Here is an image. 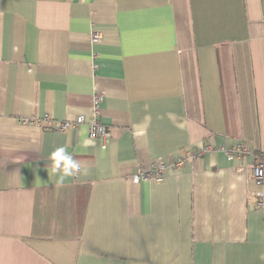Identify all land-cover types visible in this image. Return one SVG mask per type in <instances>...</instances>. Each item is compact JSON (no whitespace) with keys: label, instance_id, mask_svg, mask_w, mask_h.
<instances>
[{"label":"crops","instance_id":"0c3cea01","mask_svg":"<svg viewBox=\"0 0 264 264\" xmlns=\"http://www.w3.org/2000/svg\"><path fill=\"white\" fill-rule=\"evenodd\" d=\"M261 159L264 0H0V264H264Z\"/></svg>","mask_w":264,"mask_h":264},{"label":"built area","instance_id":"2783aa9c","mask_svg":"<svg viewBox=\"0 0 264 264\" xmlns=\"http://www.w3.org/2000/svg\"><path fill=\"white\" fill-rule=\"evenodd\" d=\"M99 34L97 32L93 33V41L98 40ZM103 97L101 92L95 93L93 95V109L94 111L97 110V106L100 102V99ZM96 112H94L95 114ZM96 116V115H95ZM92 116L91 119L89 118L88 124V137H99L102 141H105L106 138L109 136L108 128L103 126L101 123L98 122L97 116ZM84 115H79L76 117L74 122L69 121H54L50 117H46L44 120L48 128L53 132H63L69 127H73L75 124H80L85 121ZM31 120L24 119L22 123H30ZM42 124V123H41ZM164 169V164L161 161H157L152 168L144 169V168H137L136 171L131 176V181L133 183H139L142 181L148 180H155L161 181L164 176L162 175V171ZM249 173L251 179L256 183L258 186V190L255 192V207L259 211L264 213V159L256 161L254 164L250 166Z\"/></svg>","mask_w":264,"mask_h":264},{"label":"clouds","instance_id":"9594fccd","mask_svg":"<svg viewBox=\"0 0 264 264\" xmlns=\"http://www.w3.org/2000/svg\"><path fill=\"white\" fill-rule=\"evenodd\" d=\"M53 163L51 165L53 174L58 177L57 184H62L68 177H74L79 171V164L72 156L67 155L65 150L57 148L52 154Z\"/></svg>","mask_w":264,"mask_h":264}]
</instances>
